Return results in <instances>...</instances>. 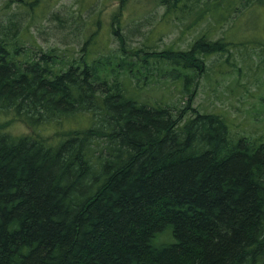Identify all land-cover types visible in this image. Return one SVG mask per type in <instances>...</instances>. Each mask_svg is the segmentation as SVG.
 Masks as SVG:
<instances>
[{
    "label": "trees",
    "instance_id": "1",
    "mask_svg": "<svg viewBox=\"0 0 264 264\" xmlns=\"http://www.w3.org/2000/svg\"><path fill=\"white\" fill-rule=\"evenodd\" d=\"M188 1L169 13L199 21L235 4L197 0L191 11ZM3 42L0 264H264V142L233 136L216 113L140 104L104 63L57 70L58 56L22 62ZM230 44L204 34L160 56L195 70ZM72 117L89 124L54 141L3 124Z\"/></svg>",
    "mask_w": 264,
    "mask_h": 264
},
{
    "label": "rangeland",
    "instance_id": "2",
    "mask_svg": "<svg viewBox=\"0 0 264 264\" xmlns=\"http://www.w3.org/2000/svg\"><path fill=\"white\" fill-rule=\"evenodd\" d=\"M36 1L0 0V39L22 62L45 52L59 57L57 70L81 58L93 66L104 63L140 104L177 107L187 117L216 113L233 136L264 142V0H234L225 17L218 16L221 5L199 21L193 12L169 13L173 0ZM187 7L195 11L200 4L189 0ZM204 34L231 44L227 52L200 58L202 68L181 69L160 56L167 49L189 51ZM187 77L197 85H184ZM5 123L15 135L38 132L51 141L61 137L59 131L89 124L83 117L53 121L40 130L23 120Z\"/></svg>",
    "mask_w": 264,
    "mask_h": 264
}]
</instances>
